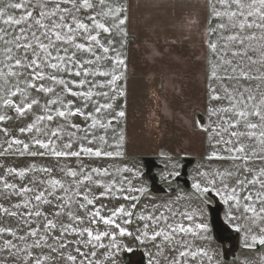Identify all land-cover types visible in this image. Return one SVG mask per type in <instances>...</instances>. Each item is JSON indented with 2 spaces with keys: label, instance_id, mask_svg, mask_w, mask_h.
<instances>
[{
  "label": "snow or ice",
  "instance_id": "snow-or-ice-1",
  "mask_svg": "<svg viewBox=\"0 0 264 264\" xmlns=\"http://www.w3.org/2000/svg\"><path fill=\"white\" fill-rule=\"evenodd\" d=\"M206 8L209 23L218 21L209 28V35L217 36L209 41L216 55L209 61V79L219 84L209 86V124L197 120V127L209 132L214 149L206 159L231 161L232 166L199 171L204 184L196 181L192 188L201 197L215 192L223 203L233 202L231 207L251 214L245 216L252 226L248 231L258 227L259 235L252 233V243L245 247L264 246V0H207ZM124 12L114 0H0V123L12 120V112L31 118L18 128L23 139L0 128L6 145L0 156L65 161L59 176L54 175L56 167L35 163L5 168L0 176V196L10 205L0 203V214L17 224L0 226V236L12 238L4 239L0 250L19 258L20 264H102L98 250H119L118 237L133 235L127 226L134 218L143 222L135 239L152 242L157 256L176 242L185 249L180 258L212 260L203 249L187 250L182 237L197 233L176 221L170 205H153L147 214L137 211L148 191L134 183L142 173L128 166H91L95 159L123 156V135L110 144L107 133L125 114L112 115L118 96L124 95L117 85L124 60L116 40L105 43L102 36L124 33ZM73 159L79 163L73 165ZM166 159L173 171L161 178L179 177L176 169L182 165L170 155ZM13 197L17 202H11ZM121 199L128 203L111 209L97 203ZM180 215L193 219L187 212ZM195 228L209 230L208 224ZM112 255L104 252V260ZM149 257L148 264H160ZM170 264L182 262L177 258Z\"/></svg>",
  "mask_w": 264,
  "mask_h": 264
},
{
  "label": "crops",
  "instance_id": "crops-1",
  "mask_svg": "<svg viewBox=\"0 0 264 264\" xmlns=\"http://www.w3.org/2000/svg\"><path fill=\"white\" fill-rule=\"evenodd\" d=\"M206 3L207 0H124L128 39L122 78L117 82L124 95L118 96L112 115L119 111L125 114L113 121L107 133L110 144L123 135L119 149L123 156L90 163H105L110 170H114L112 165L131 167L142 173L134 183L148 189L145 197L162 202L168 198L181 203L202 202L208 217V206L214 202L222 205L223 201L211 193L201 197L190 191L191 183L197 180L194 172L189 170L187 174L188 187L177 177L161 178L173 171L166 159L169 155L180 165L186 158L192 159L191 167L211 154L209 132L197 127V120L207 126L209 107L210 23ZM139 223L134 218L136 234Z\"/></svg>",
  "mask_w": 264,
  "mask_h": 264
},
{
  "label": "rangeland",
  "instance_id": "rangeland-1",
  "mask_svg": "<svg viewBox=\"0 0 264 264\" xmlns=\"http://www.w3.org/2000/svg\"><path fill=\"white\" fill-rule=\"evenodd\" d=\"M14 2H19V0H14ZM115 3H119L120 5H124V0H114ZM124 16V13L121 14ZM216 23L218 21L212 20L210 27H215ZM124 29V25L122 26ZM102 39L107 42L108 39H115L116 44L115 47L117 51L119 52L121 58L123 59L125 46L127 43V35L124 29V33L115 34L113 36H102ZM209 41H217L216 35L209 36ZM210 52V60L215 61L216 55L212 53V51L209 48ZM111 55H115L112 53ZM227 57L230 58V53L225 54ZM104 67L106 69L111 68V64L109 61L104 62ZM212 70V65L210 64V74ZM119 74L121 75V68L119 70ZM103 79V78H101ZM210 84L212 86H218L219 82L216 80H211ZM119 86V85H118ZM212 103H218V102H212ZM210 106V101H209ZM12 115L13 119L10 121H6L3 123H0V128H7L10 137H18L23 139L24 137L20 136L18 132V128L24 126L27 122L30 121V117L28 120L17 118L15 116V113H9ZM207 118V125L209 124L208 115ZM210 131V129H209ZM4 134L3 132H0V151L3 150L6 145L4 144ZM211 146V153L214 150ZM153 154H148V156H152ZM37 164V166H54L56 167V172L54 175L59 176V166H62L65 161L64 160H54V159H45V158H32V157H20V156H0V165L3 167H0V176L4 174V169L8 167H14V168H24L27 167L30 164ZM79 163V161H75L73 159V165ZM97 166H105V163H99ZM148 166L145 161V167ZM232 166L231 161H218V160H206L203 162H200L196 165H191L189 167V170L194 172V177L197 178L196 181H201L202 186L204 184L203 179L198 176L199 171H206V172H214L217 169L223 170L225 168H230ZM189 175V173H188ZM211 178V177H209ZM10 182L11 181V178ZM195 181V182H196ZM191 183V190L195 191L192 188ZM217 186H219V182L217 181ZM2 188V186H0ZM102 191V189L98 190ZM184 192V190H182ZM216 195L215 192L211 193V196ZM12 203L17 202L16 198H10ZM186 199V198H184ZM219 200V199H218ZM176 202V203H175ZM173 201V198L165 199L163 202L161 200L151 199L149 197H145L144 201H142V207L147 213L152 212V206L153 205H170L171 211H174L177 213L176 221L184 224L186 227L190 226L194 229V231L197 233L196 235L187 234L186 236H183L182 239L186 240L187 242V250L188 251H198L200 249H203L208 252L210 256H212L211 262L208 261L206 257H197L195 259H192L191 257L187 258H180L178 253L179 251L185 250L183 247L180 246L179 243H175V247L171 246H165L163 249V254L157 256V249L153 246L152 242H148L145 244L140 243L138 240L135 239L136 229H134L133 225L128 226L129 231L133 233L132 236H124V237H118V241L121 245L120 249H102L98 250V257L102 264H148L149 261V254L152 256L158 258L160 260V264H170V262L173 259H180L182 264L184 259H187L188 264H264V246L256 244L252 248L245 247L246 244H251V234L255 233L259 235L258 227L252 228V233H250L248 230L251 226L250 221L245 218L246 215L250 216L251 214H245L243 213V209L240 210L235 209L234 207H231V204L233 202H229V204L223 203L222 211H221V218L223 222L229 227V229L232 230L233 234L235 231L237 232L236 236L234 237V242H225L224 244H221L218 242L215 238V235L212 232V228L210 225V217L208 214V217L206 215V206L205 203L201 205L199 203H192L191 201L186 203H181V200ZM220 202V200H219ZM0 203H2L5 207H9V203L4 201V197L0 196ZM98 204H106L109 209L114 208L116 206H119L120 204H127L124 200H101L97 201ZM221 203V202H220ZM241 203L243 204L244 201L241 199ZM146 206V208H145ZM208 206V205H207ZM140 206V209H142ZM138 209V210H140ZM161 211H165L166 214L170 215V212L167 208L160 209ZM189 213L193 215V219L191 221L187 220L183 216L180 215V213ZM105 215H107V211L104 212ZM158 214V213H157ZM229 215L234 216V219L229 220ZM208 224L209 230L205 233L195 228L196 224ZM17 226L16 220L14 218H6L2 214H0V226ZM139 228H142L143 222L139 223ZM236 226L239 227V231L236 230ZM103 230V226H101V229ZM4 239H12L10 236H0V249L3 248V240ZM158 238V241L159 242ZM105 244H108V240L105 239L103 241ZM125 247L130 248L131 251H126ZM68 251L72 252L73 255L76 253L72 251V249H68ZM110 251L113 255L108 259L104 260L103 253ZM0 264H20L19 258H13L9 255L6 251L0 250ZM63 264V262H61Z\"/></svg>",
  "mask_w": 264,
  "mask_h": 264
},
{
  "label": "water",
  "instance_id": "water-1",
  "mask_svg": "<svg viewBox=\"0 0 264 264\" xmlns=\"http://www.w3.org/2000/svg\"><path fill=\"white\" fill-rule=\"evenodd\" d=\"M152 165L153 163L150 162ZM192 163V159H185L183 161V165L180 169V176L177 177V180L181 182L184 186L188 187L190 182L187 177L188 167ZM221 210L222 206L214 202L212 205L208 206V214L210 217V225L212 228V232L215 235V238L221 244L225 242H234V237L236 233L233 234L232 230L223 222L221 218Z\"/></svg>",
  "mask_w": 264,
  "mask_h": 264
},
{
  "label": "flooded vegetation",
  "instance_id": "flooded-vegetation-1",
  "mask_svg": "<svg viewBox=\"0 0 264 264\" xmlns=\"http://www.w3.org/2000/svg\"><path fill=\"white\" fill-rule=\"evenodd\" d=\"M183 165V164H182Z\"/></svg>",
  "mask_w": 264,
  "mask_h": 264
}]
</instances>
